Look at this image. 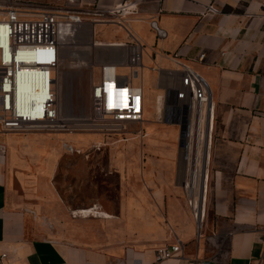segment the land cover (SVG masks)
Returning <instances> with one entry per match:
<instances>
[{"label":"crops","instance_id":"0c3cea01","mask_svg":"<svg viewBox=\"0 0 264 264\" xmlns=\"http://www.w3.org/2000/svg\"><path fill=\"white\" fill-rule=\"evenodd\" d=\"M10 1L34 10L107 9L130 2L132 12L116 18L127 22L150 57L158 92L155 105L145 94L144 116L151 109L153 120L163 122L142 123L150 133L145 145L131 144L130 160L116 164L123 172L118 203L100 208L106 214L97 216L69 209L48 189L39 195L12 189L18 138L0 132V264H264V0ZM210 5L217 11L208 12ZM97 27L116 25L92 24L93 36ZM123 35L94 39L129 40ZM178 63L195 70L212 92L205 211L198 223L181 188L182 124L166 106L174 97L166 89ZM143 70L142 55L141 76ZM140 82L145 92L142 77ZM166 122L172 127L160 128ZM175 238L181 250L155 262V249Z\"/></svg>","mask_w":264,"mask_h":264},{"label":"built area","instance_id":"2783aa9c","mask_svg":"<svg viewBox=\"0 0 264 264\" xmlns=\"http://www.w3.org/2000/svg\"><path fill=\"white\" fill-rule=\"evenodd\" d=\"M69 3L74 0H68ZM0 16V132H56L69 126L59 120L56 105L57 70L64 39L76 26L115 24L130 41L116 43L121 61H102L99 78L91 87V112L87 125L75 128L99 132L122 131L129 124L143 122L145 92L140 82L143 47L132 34L121 14L132 12L131 3L99 9L34 10L5 1ZM208 12L217 9L207 6ZM88 18V21H87ZM203 58V55H200ZM169 76L174 97L167 102L169 113L184 126L181 156L185 173L181 188L186 204L198 223L204 216L208 181L207 164L213 130L212 92L206 80L190 67L178 63ZM125 68L127 73L121 72ZM32 80L29 91L18 89V82ZM165 103V101H164ZM199 184L197 196L194 195ZM181 250V241L155 249V262L166 260Z\"/></svg>","mask_w":264,"mask_h":264},{"label":"rangeland","instance_id":"374dc122","mask_svg":"<svg viewBox=\"0 0 264 264\" xmlns=\"http://www.w3.org/2000/svg\"><path fill=\"white\" fill-rule=\"evenodd\" d=\"M5 1L0 0L1 7L5 5ZM116 27H97L92 39L94 37L124 39L123 33L127 34L126 31L121 29L123 30L121 33L122 31H117ZM106 32L111 35H105ZM127 38L129 40L126 41H130L128 35ZM83 47L84 45L77 44L71 46L68 53L63 52L57 70L58 93L62 98L67 94L71 102V111L77 118H80L78 115L82 113L86 116L90 114L91 87L99 78V65L102 61L113 59L107 47L106 49L103 46H96L94 49ZM150 64V57L145 50L143 76L141 74L140 76L147 89L145 94L148 95V102L151 104L152 100V105H155L154 95L158 91L153 73L148 70ZM121 72L127 73V70L122 68ZM68 118L73 119V116ZM153 119V110L150 109L145 116L143 115V122H148L145 123V127L154 121L163 122L162 118ZM166 123L160 128L164 130L170 128V122ZM146 133L149 132L142 124L141 126L129 124L122 131L113 132L92 131L72 126L68 130L56 132H16L15 138L18 140L13 143L11 187L19 188L22 194L27 195H39L44 191L48 192L46 189L52 193H59L64 205L69 209H87L95 206L98 210L100 208L102 211L108 210L118 203L119 183L123 172L121 173L117 167L126 161L125 158L130 160L131 144L140 148L145 145L146 138L150 136V133L148 136ZM169 144L170 140L165 143ZM73 213H70V218L76 219Z\"/></svg>","mask_w":264,"mask_h":264},{"label":"bare ground","instance_id":"6f19581e","mask_svg":"<svg viewBox=\"0 0 264 264\" xmlns=\"http://www.w3.org/2000/svg\"><path fill=\"white\" fill-rule=\"evenodd\" d=\"M4 9L0 6V14H2L4 11ZM92 34H93V30H92V24L90 22H84L81 25H78L75 27L74 30H72V32H70V35L64 39L63 45H62V49H61V58H62V54L63 52H69L70 51V47L71 46H75L77 44H82L84 45L83 49H91L96 46H103L104 49L109 50V52L111 53V56H113V59H110L108 61H121V57L119 56L120 52L119 49L115 46L117 42L113 41V42H99L96 39H92ZM82 49V48H81ZM80 49V50H81ZM87 53V52H86ZM86 55V54H85ZM81 57V56H80ZM84 59V58H82ZM65 61V60H64ZM32 87V80L30 79H26L25 81L18 82V89L20 90H24V91H29L31 90ZM57 88H58V84H57ZM59 90V88H58ZM64 92V91H63ZM70 98L67 96V94H65V96L62 98L61 94L59 95L58 91L56 93V105L58 107L59 110V120L64 124V125H68L70 123H73V125H68L69 127H75L78 125H87L86 119L88 116H86L85 114H79L78 116H81L80 118H77V115H74L71 111V104H70ZM159 105V104H158ZM73 116V119H69L68 116ZM65 116V117H64ZM199 188V184H196V188L194 189V195L195 197L197 196V189ZM81 214L82 215H91V216H97V215H105L106 213L98 210L96 207H90L84 210H81Z\"/></svg>","mask_w":264,"mask_h":264},{"label":"water","instance_id":"95a60500","mask_svg":"<svg viewBox=\"0 0 264 264\" xmlns=\"http://www.w3.org/2000/svg\"><path fill=\"white\" fill-rule=\"evenodd\" d=\"M153 27L156 29L157 34L159 36H161V34H163L162 31L156 27L155 22L153 23ZM179 126H180V139H181L183 136V133H184V126L183 125H179Z\"/></svg>","mask_w":264,"mask_h":264}]
</instances>
